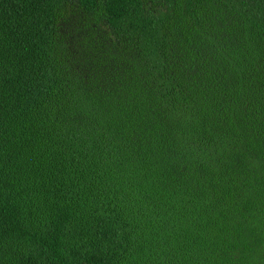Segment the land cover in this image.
I'll return each instance as SVG.
<instances>
[{"label":"trees","instance_id":"trees-1","mask_svg":"<svg viewBox=\"0 0 264 264\" xmlns=\"http://www.w3.org/2000/svg\"><path fill=\"white\" fill-rule=\"evenodd\" d=\"M0 264H264V0H0Z\"/></svg>","mask_w":264,"mask_h":264}]
</instances>
